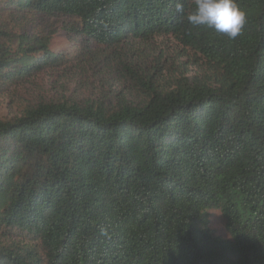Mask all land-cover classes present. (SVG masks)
Masks as SVG:
<instances>
[{
	"label": "trees",
	"instance_id": "obj_1",
	"mask_svg": "<svg viewBox=\"0 0 264 264\" xmlns=\"http://www.w3.org/2000/svg\"><path fill=\"white\" fill-rule=\"evenodd\" d=\"M236 3L247 22L230 40L188 23L195 0H0L1 14L76 19L81 47L139 91L0 120V264H264V0ZM158 37L199 72L138 61L134 44ZM129 43L137 61H122ZM63 60L0 22V94Z\"/></svg>",
	"mask_w": 264,
	"mask_h": 264
},
{
	"label": "rangeland",
	"instance_id": "obj_2",
	"mask_svg": "<svg viewBox=\"0 0 264 264\" xmlns=\"http://www.w3.org/2000/svg\"><path fill=\"white\" fill-rule=\"evenodd\" d=\"M0 22L9 30L15 32L25 31L37 35L48 41V47L55 53L64 57L58 67L45 70L38 76L19 83L8 92L0 94V120L13 119L37 102H63L84 103L87 100L95 101L107 95L112 99L114 92H122L128 100L138 99L139 91L121 76L118 68L111 64L109 74L106 71L107 63L103 48L81 47L79 38L75 36L78 25L76 19L68 17H44L41 15H20L12 12H0ZM151 46V47H150ZM149 47V48H147ZM130 43L122 49L125 55L122 61L148 62L160 56L163 64L173 66L177 75L193 76L199 72L200 66L194 61L200 57L192 52L183 50L172 39L155 38L148 45L134 44L138 53L127 58ZM146 49V52L140 51ZM91 51L92 53L88 52ZM208 226L217 236L228 238L225 224L220 212H208Z\"/></svg>",
	"mask_w": 264,
	"mask_h": 264
},
{
	"label": "clouds",
	"instance_id": "obj_3",
	"mask_svg": "<svg viewBox=\"0 0 264 264\" xmlns=\"http://www.w3.org/2000/svg\"><path fill=\"white\" fill-rule=\"evenodd\" d=\"M181 3L175 5L177 14L184 13ZM186 19L192 26H203L234 40L240 34L247 22L246 13L242 11L236 0H195L194 9L187 14ZM107 27V25H105ZM100 235L110 238L106 228L100 229Z\"/></svg>",
	"mask_w": 264,
	"mask_h": 264
}]
</instances>
